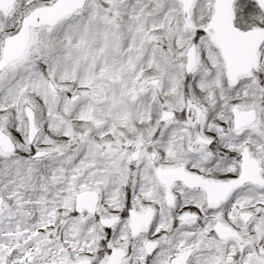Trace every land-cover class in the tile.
I'll use <instances>...</instances> for the list:
<instances>
[{"label":"snow or ice","instance_id":"6c2138e0","mask_svg":"<svg viewBox=\"0 0 264 264\" xmlns=\"http://www.w3.org/2000/svg\"><path fill=\"white\" fill-rule=\"evenodd\" d=\"M0 264H264V0H0Z\"/></svg>","mask_w":264,"mask_h":264}]
</instances>
